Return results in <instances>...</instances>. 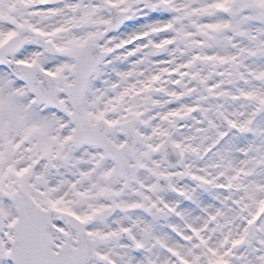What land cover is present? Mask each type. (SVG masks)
Returning <instances> with one entry per match:
<instances>
[{
  "label": "snow or ice",
  "instance_id": "snow-or-ice-1",
  "mask_svg": "<svg viewBox=\"0 0 264 264\" xmlns=\"http://www.w3.org/2000/svg\"><path fill=\"white\" fill-rule=\"evenodd\" d=\"M0 264H264V0H0Z\"/></svg>",
  "mask_w": 264,
  "mask_h": 264
}]
</instances>
